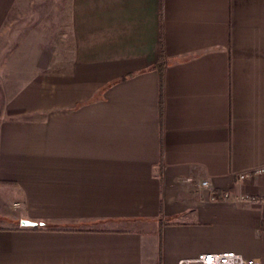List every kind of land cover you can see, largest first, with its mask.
<instances>
[{"label":"crops","instance_id":"0c3cea01","mask_svg":"<svg viewBox=\"0 0 264 264\" xmlns=\"http://www.w3.org/2000/svg\"><path fill=\"white\" fill-rule=\"evenodd\" d=\"M257 169L264 0H0V264H264Z\"/></svg>","mask_w":264,"mask_h":264},{"label":"built area","instance_id":"2783aa9c","mask_svg":"<svg viewBox=\"0 0 264 264\" xmlns=\"http://www.w3.org/2000/svg\"><path fill=\"white\" fill-rule=\"evenodd\" d=\"M264 169H257L254 171L259 174ZM246 174H240L239 178H245ZM204 186L207 182L202 183ZM224 197H227V194H224ZM242 200L248 201H260L264 202V194L259 196L254 195H243L240 197ZM177 264H260L258 260L252 258H244L242 255L234 252V251H221V252H208V253H200L194 258H185L180 259Z\"/></svg>","mask_w":264,"mask_h":264},{"label":"water","instance_id":"95a60500","mask_svg":"<svg viewBox=\"0 0 264 264\" xmlns=\"http://www.w3.org/2000/svg\"><path fill=\"white\" fill-rule=\"evenodd\" d=\"M21 225L22 226H35L36 223L31 222V221L24 220V221L21 222Z\"/></svg>","mask_w":264,"mask_h":264}]
</instances>
